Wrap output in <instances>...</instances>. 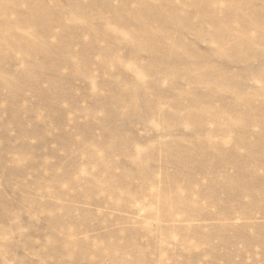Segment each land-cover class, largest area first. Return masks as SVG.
I'll use <instances>...</instances> for the list:
<instances>
[{"label":"rangeland","instance_id":"obj_1","mask_svg":"<svg viewBox=\"0 0 264 264\" xmlns=\"http://www.w3.org/2000/svg\"><path fill=\"white\" fill-rule=\"evenodd\" d=\"M0 264H264V0H0Z\"/></svg>","mask_w":264,"mask_h":264}]
</instances>
